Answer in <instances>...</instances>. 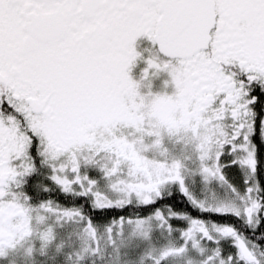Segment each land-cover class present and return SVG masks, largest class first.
<instances>
[{
	"label": "snow or ice",
	"instance_id": "1",
	"mask_svg": "<svg viewBox=\"0 0 264 264\" xmlns=\"http://www.w3.org/2000/svg\"><path fill=\"white\" fill-rule=\"evenodd\" d=\"M142 35L157 49L141 80L169 77L157 92L129 75ZM258 107L264 112V0H0V254L30 234L33 211L85 221L95 238L83 204L29 202L22 185L36 175L37 191L50 190L46 177L93 211L150 206L178 191L199 213L235 221L170 205L113 219L109 233L125 225L144 238L153 227L179 233L181 243L162 247L154 264L188 252L187 264H264ZM259 134L264 143V116ZM233 166L242 184L228 176Z\"/></svg>",
	"mask_w": 264,
	"mask_h": 264
},
{
	"label": "rangeland",
	"instance_id": "2",
	"mask_svg": "<svg viewBox=\"0 0 264 264\" xmlns=\"http://www.w3.org/2000/svg\"><path fill=\"white\" fill-rule=\"evenodd\" d=\"M133 70L134 65L130 71L131 78L139 80L143 69L141 72L137 71L139 74H135ZM151 72L152 69H149V73ZM153 72L155 71L153 70ZM153 78L156 79V88H151L153 92L162 90L163 82L169 79L163 76H158L157 79V77L150 75L144 83H148L149 81L153 83ZM146 90L144 87L140 89L142 93ZM164 90L171 91V87L169 86ZM81 172H86L90 178H99L101 175L98 170L91 167L87 169L82 167ZM227 174L230 178L242 184V174L238 167L233 166L228 169ZM42 179L43 182L54 185L46 177H42ZM100 182L101 184L104 183L102 180ZM192 189L195 195H202L199 177L195 178ZM38 215H44L46 219L40 222L37 219ZM32 217L34 220L33 235L26 240H22L15 250H13L15 251L14 253H12L13 251H3L0 254V264H154L153 257L158 255L162 247L168 245L170 242L181 243L178 239L179 233L173 232L169 234L163 228L153 227L150 236L144 238L136 235L132 227L128 225H125L122 231L112 226V230L109 233L106 229L112 221L104 223L92 222L95 227V238L93 239L85 234V221L58 219L54 214L47 212L38 213L37 211L32 212ZM171 222L174 227L187 226L185 222L180 220L174 219ZM49 228L52 229V238L45 241L41 238V233L47 231ZM127 241L132 242V246L137 247L136 250H138L131 259L125 247ZM221 243L227 250L235 251L226 241H222ZM193 255L192 252H188L182 256H169L165 260H162L161 264H187L188 258Z\"/></svg>",
	"mask_w": 264,
	"mask_h": 264
},
{
	"label": "trees",
	"instance_id": "3",
	"mask_svg": "<svg viewBox=\"0 0 264 264\" xmlns=\"http://www.w3.org/2000/svg\"><path fill=\"white\" fill-rule=\"evenodd\" d=\"M261 116H264V112L259 111V116L257 117V121H256V131L252 137V140L257 146L258 178L261 180L262 183H264V143L261 142L260 134H259V120ZM37 178L38 177L36 175L32 176V180H28L26 178V181L29 183L28 187L25 188V192L27 195H30L38 202L49 198L55 201V203L57 204L68 206V207L78 206V205L83 204L85 206L86 213L91 217L92 222H95V223H104L107 221H112L113 219H118L121 216L128 217L135 213H139L142 216L148 215L155 208L161 207L163 205H170L175 210L187 211L194 218H200V219H206V220L211 219L219 223L235 222L233 218L231 217L199 213L197 210L193 209L187 203L186 198H184L182 194H180L178 191H175L171 198L158 201L156 204L150 205V206H142L139 208H136L133 206H126L124 209H121V210L106 209V210H100V211H93L90 208L88 202L84 200L83 197L73 198L70 195L66 196L65 194L61 193L60 189L57 187H49L50 189L49 191H37V189L33 187V184ZM259 243L264 245V240H260ZM125 247H126V250H127V253L130 259L134 257L135 255L134 253L138 251L136 250L137 247L135 248V246H132V242L130 241H127ZM130 264H133V263H130Z\"/></svg>",
	"mask_w": 264,
	"mask_h": 264
},
{
	"label": "flooded vegetation",
	"instance_id": "4",
	"mask_svg": "<svg viewBox=\"0 0 264 264\" xmlns=\"http://www.w3.org/2000/svg\"><path fill=\"white\" fill-rule=\"evenodd\" d=\"M135 50L137 52L140 53V56L136 58L135 62L133 63L134 65V70H136L138 68V65L140 66V68L144 69L147 67V64H146V59L150 56V52L148 51V49H150L152 52L156 51L157 49V46L153 44L152 41H150L146 36H139L136 38V40L134 41V44H133ZM131 65L130 66V70H129V75H130V71H131V67L133 66ZM141 69V70H142ZM133 70V71H134ZM156 71L155 69H152V72ZM151 72V73H152ZM160 72H163V75L164 77L166 78H169L168 77V74L167 72H164V71H160ZM158 72V73H160ZM158 73L156 74L158 76ZM257 111H258V116H259V107L257 108ZM257 116V117H258ZM28 180H32V176H29L27 177ZM28 182L26 181L23 185H22V190L24 188H27L28 187ZM29 197V202L34 206L35 205V200L33 197H31L30 195L28 196ZM33 223H34V220L32 219L31 221V232L28 236H25L23 238H16L13 243L11 244V246H8V245H4L2 246V252L3 251H7V252H11L12 250H14L18 244L22 241V240H26L27 238H29L31 235H33Z\"/></svg>",
	"mask_w": 264,
	"mask_h": 264
},
{
	"label": "clouds",
	"instance_id": "5",
	"mask_svg": "<svg viewBox=\"0 0 264 264\" xmlns=\"http://www.w3.org/2000/svg\"><path fill=\"white\" fill-rule=\"evenodd\" d=\"M148 51L150 52V55H154V52H152L150 49H148ZM138 81H140L142 84L144 83V81L141 80V78H140ZM165 81H166V80H165ZM165 81H164V82H165ZM164 82H163V84H164Z\"/></svg>",
	"mask_w": 264,
	"mask_h": 264
}]
</instances>
